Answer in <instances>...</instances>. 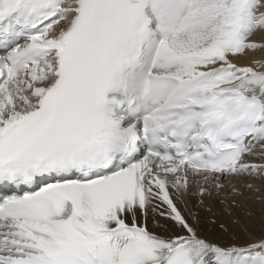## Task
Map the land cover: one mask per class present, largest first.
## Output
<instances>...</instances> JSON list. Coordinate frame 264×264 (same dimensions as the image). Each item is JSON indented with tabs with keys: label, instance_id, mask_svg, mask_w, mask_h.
I'll return each mask as SVG.
<instances>
[{
	"label": "snow or ice",
	"instance_id": "obj_1",
	"mask_svg": "<svg viewBox=\"0 0 264 264\" xmlns=\"http://www.w3.org/2000/svg\"><path fill=\"white\" fill-rule=\"evenodd\" d=\"M0 264H264V0H0Z\"/></svg>",
	"mask_w": 264,
	"mask_h": 264
}]
</instances>
